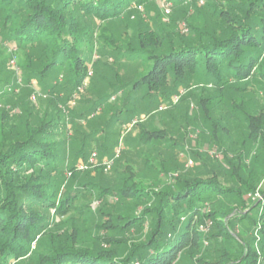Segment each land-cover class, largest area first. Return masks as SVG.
Listing matches in <instances>:
<instances>
[{
    "label": "trees",
    "instance_id": "16d2710c",
    "mask_svg": "<svg viewBox=\"0 0 264 264\" xmlns=\"http://www.w3.org/2000/svg\"><path fill=\"white\" fill-rule=\"evenodd\" d=\"M150 1L0 0V264H264V191L236 219L241 225L248 221L243 230L236 232L224 221L234 209L228 211L222 201L243 202L261 166L245 148L235 156L242 163L253 161L236 166L232 175L239 185L232 190L212 178L155 192L142 187L131 171L123 185L89 188L90 195L99 191L98 197L107 199L97 213L85 201L77 202L73 192L63 193L64 184L82 173L74 166L60 168L64 141L57 138L59 121L67 114L74 118L70 103L76 105L80 88L93 76L89 58L97 45L86 39L88 24L110 22L133 2ZM165 1L183 6L189 0ZM221 2L226 10L213 14L217 26L195 30L198 43L182 39L179 46L169 43L164 49L162 32L138 29L137 49L148 53L152 66L141 81L129 85L132 90L145 88L152 97L172 100L198 77L222 94L231 80L246 83L243 91L255 75L264 81V0ZM103 35L104 51L122 55ZM65 70L70 79L53 82ZM33 80L49 90L51 115L34 113L33 90L28 89ZM69 85L66 96H55ZM210 102L202 95L199 103L206 110ZM256 104L249 128L253 143L264 152V106ZM254 210L257 220L251 218ZM77 220L84 229L74 226ZM88 235L91 246L83 243Z\"/></svg>",
    "mask_w": 264,
    "mask_h": 264
},
{
    "label": "rangeland",
    "instance_id": "374dc122",
    "mask_svg": "<svg viewBox=\"0 0 264 264\" xmlns=\"http://www.w3.org/2000/svg\"><path fill=\"white\" fill-rule=\"evenodd\" d=\"M164 1L152 0L146 5L133 2L120 18L100 25L97 22L88 24L90 34L86 39H92L97 45V51L89 58L93 76L87 80L83 91L76 95V105L70 103L74 108V118L67 114L65 119L62 117L59 121L62 130H59L57 139L64 141L61 169L66 166L78 168L93 153L97 154V162L88 170L78 172L74 179L79 177V180L67 181L62 187L63 193L73 192L77 202L85 201L91 211L97 213L107 199L99 198V191L94 196L90 195L89 188L98 190L109 185H123L131 171L135 172L134 178L142 182V187L155 192L177 186L180 182L212 178L232 190L239 185L238 176L232 175L236 172V166L242 165L243 168L245 162L253 161L242 163L235 156L238 150L245 148L251 157L255 154L259 158L261 165L256 169L255 186L252 191L244 193L243 202H229L230 197L222 201L228 205V211L229 208L234 209L224 221L239 232L248 221L241 225L236 219L248 213L257 201L255 195L261 196L264 191V164L261 163L264 152L258 142L253 143L249 128V115H253L256 103L264 106V81L255 75L247 83L248 90L243 91L246 83L236 84L231 80L222 94L213 85H208L211 81L198 77L172 100L152 97L145 88L132 90L129 85L133 81H141L152 66L148 53L137 49L138 29L162 32V37L167 38L164 49L169 47V43L179 46L182 39L198 43L195 30H213L217 26L213 14L226 10L221 0H189L183 6L167 2L170 12L166 13ZM104 26L107 29L103 30ZM101 33L113 39V48L122 55L109 54L110 48H106L109 52L104 51L103 42L99 39ZM131 51L133 54L129 55ZM11 66L15 67L13 64ZM67 72L61 71L53 76V82L65 84L69 78ZM28 89L33 90L29 97L35 106L34 113L51 115L48 110L52 106L48 101L49 90H45L37 80H33ZM70 91L69 85L55 96L62 98ZM202 95L211 98L206 110L199 103ZM85 100L88 101L87 105ZM119 149V157L111 170L105 172L104 162ZM225 209L223 205L222 210ZM207 211H211L210 208ZM258 213V210H254L251 218L257 220ZM74 223L80 230L85 228L80 220ZM93 225L92 221L89 222L90 231ZM207 225L211 230L214 227L212 220ZM133 234L137 233L130 232V235ZM84 240L85 246L92 245L89 235L84 236Z\"/></svg>",
    "mask_w": 264,
    "mask_h": 264
},
{
    "label": "built area",
    "instance_id": "2783aa9c",
    "mask_svg": "<svg viewBox=\"0 0 264 264\" xmlns=\"http://www.w3.org/2000/svg\"><path fill=\"white\" fill-rule=\"evenodd\" d=\"M163 5H164V6H163V7H164V11H165L166 13H169V12H170V5L167 4L166 1L163 2ZM91 76H92V72L89 73V77H91ZM88 79H89V78H88ZM88 79H87V80H88ZM87 80H86L84 86L80 88V90H83V89H84V87H85L86 84H87ZM120 153H121V151H120V149H119V150L117 151V153H115V155H114L112 158H110V159H108V160H106V161L104 162V171H105V172L111 170V168H112V166H113L115 160L119 157ZM96 162H97V154H96V153H93V154L90 156L89 160H88L87 162H85V163H82L80 166H78L77 169H78L79 171H85V170H88L90 167H92L93 165H95ZM68 175H69V177L71 176V174H68ZM255 196H256L257 199H261V197L259 196V194H256Z\"/></svg>",
    "mask_w": 264,
    "mask_h": 264
}]
</instances>
